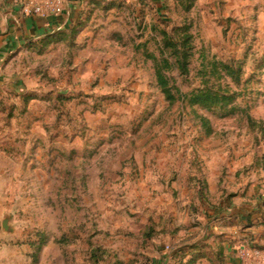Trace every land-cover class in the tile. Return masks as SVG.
I'll return each mask as SVG.
<instances>
[{
  "label": "rangeland",
  "instance_id": "1",
  "mask_svg": "<svg viewBox=\"0 0 264 264\" xmlns=\"http://www.w3.org/2000/svg\"><path fill=\"white\" fill-rule=\"evenodd\" d=\"M243 2L116 4L0 58V264H147L158 221H200L198 187L262 193L264 12ZM206 86L232 98L192 104Z\"/></svg>",
  "mask_w": 264,
  "mask_h": 264
},
{
  "label": "crops",
  "instance_id": "2",
  "mask_svg": "<svg viewBox=\"0 0 264 264\" xmlns=\"http://www.w3.org/2000/svg\"><path fill=\"white\" fill-rule=\"evenodd\" d=\"M22 1L0 0L4 5L0 8V58L32 39L66 35L87 26L100 16L102 8L133 4L139 11L152 13L149 9L157 4L162 12L167 0H67L61 14L47 16L24 15ZM256 1L264 12V0ZM216 187L209 183L206 192L201 187L194 190L191 207L199 213L195 221H200L179 223L169 218L150 229V240L143 251L147 264H242V246L260 249L262 260L258 264H264V189L256 197H248L245 189L229 196Z\"/></svg>",
  "mask_w": 264,
  "mask_h": 264
},
{
  "label": "trees",
  "instance_id": "3",
  "mask_svg": "<svg viewBox=\"0 0 264 264\" xmlns=\"http://www.w3.org/2000/svg\"><path fill=\"white\" fill-rule=\"evenodd\" d=\"M188 3V7H190L195 0H185ZM180 31H184V38L182 41L181 48H177V45L173 43L175 40L173 37H169L167 33H164L165 45L172 46V53L175 55L177 67L181 73H186L188 71V47L190 46V40L192 38L191 33L187 31V27L181 28ZM164 66L168 64L167 60H164ZM222 68L227 72V75L230 76L233 80H236L239 76L237 70L233 66L222 65ZM156 76L158 80V84L166 96V98L174 103L177 99L173 92L172 87H170L169 79L163 72V67L156 64ZM232 98V95H226L224 93H220L218 90H213V88L206 86L204 88L197 89L190 94V102L192 104H200L207 107L210 106H218L225 102H228Z\"/></svg>",
  "mask_w": 264,
  "mask_h": 264
},
{
  "label": "built area",
  "instance_id": "4",
  "mask_svg": "<svg viewBox=\"0 0 264 264\" xmlns=\"http://www.w3.org/2000/svg\"><path fill=\"white\" fill-rule=\"evenodd\" d=\"M67 0H23L21 10L24 15L61 14ZM242 264H258L261 262V250L256 247L242 246L239 250Z\"/></svg>",
  "mask_w": 264,
  "mask_h": 264
}]
</instances>
